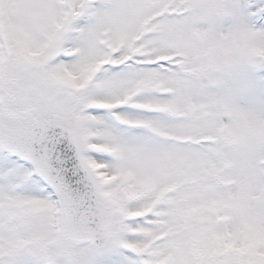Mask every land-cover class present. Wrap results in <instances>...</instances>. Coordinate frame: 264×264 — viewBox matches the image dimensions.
<instances>
[{
	"label": "snow or ice",
	"instance_id": "6c2138e0",
	"mask_svg": "<svg viewBox=\"0 0 264 264\" xmlns=\"http://www.w3.org/2000/svg\"><path fill=\"white\" fill-rule=\"evenodd\" d=\"M0 264H264V0H0Z\"/></svg>",
	"mask_w": 264,
	"mask_h": 264
}]
</instances>
